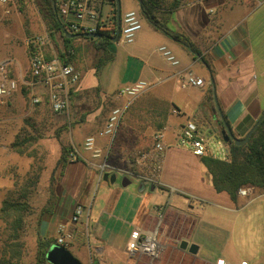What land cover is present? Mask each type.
<instances>
[{"label": "crops", "instance_id": "crops-1", "mask_svg": "<svg viewBox=\"0 0 264 264\" xmlns=\"http://www.w3.org/2000/svg\"><path fill=\"white\" fill-rule=\"evenodd\" d=\"M157 1L159 19L172 31L186 35L196 52L140 17L142 29L131 44L143 48L132 45L127 49L126 44L113 41L122 51L117 49L113 53V60L102 66L98 76L93 48L87 39H78L74 64L81 79L72 90L65 113L41 110L46 105L45 89H42V101L37 104L41 107L34 113H0V133L6 134L9 130L15 138L19 133L16 128L5 127L7 121L28 114L40 118L39 124L44 123V118L46 122L49 119L46 135L38 143L43 155L37 150L20 154L12 148L15 139L7 143L0 137V207L12 193H24L36 216V238L56 239L59 225L64 224L73 233L67 249L81 261L83 254L79 252L82 246H87L88 264H171V256L164 258L161 254L151 262L146 256L131 257L127 252L132 231L153 229L160 207L165 208L160 226L164 252L169 248L172 252L177 250L182 254V261L189 257L193 264H264V189L252 186L250 197L238 195L233 200L228 193L216 191L201 158L177 144L188 121L195 122L204 132L221 130L222 116L214 92L236 138H244L261 118L264 112V0ZM137 7L140 10L138 1ZM58 39L61 44L62 40ZM54 45L47 35L48 55H59ZM161 46L174 53L179 66H172L162 56L158 50ZM149 50L153 52L148 53ZM181 71H191L204 78L206 85L182 87ZM114 75L117 80H112ZM138 80H146L151 86L135 98L118 96L123 86ZM20 88L19 84L2 106L18 96ZM28 90L32 89L28 87ZM47 102L50 103L48 96ZM158 102L168 109L161 117L151 112L152 104ZM119 105L126 106V110L118 132L113 139L97 138L96 147L101 156L95 157L85 149V139L101 130L113 107ZM159 130L164 132L166 149L160 182L153 183L140 178L132 157L139 150L153 147ZM63 145L72 147L77 159L69 157L65 166H58ZM36 155L43 156V164L35 162L39 159ZM11 159L14 161L9 165ZM104 160L108 167L102 170ZM36 167L38 179L24 187L36 175ZM54 172V206L50 211H43L52 196L50 179ZM118 174L126 184L117 182ZM113 175L116 180L112 183ZM170 192L190 197L192 201L184 206L183 201L173 199L175 205H169L166 195ZM79 206L83 212L74 220ZM182 239L198 246L196 255L178 248ZM77 247L76 255L72 250Z\"/></svg>", "mask_w": 264, "mask_h": 264}, {"label": "built area", "instance_id": "built-area-1", "mask_svg": "<svg viewBox=\"0 0 264 264\" xmlns=\"http://www.w3.org/2000/svg\"><path fill=\"white\" fill-rule=\"evenodd\" d=\"M10 0H0V4L7 5ZM115 0H54L56 12L60 22L67 33L71 35H82L84 33H98L103 29H109L114 22ZM141 15L136 10L121 13L120 28L116 31L117 41L122 44H131L142 29ZM115 31H111L113 34ZM47 34H37L26 39V46L30 52L29 81L25 84L32 90L45 89L55 114H63L69 109L70 96L73 88L80 82L81 74L73 62L63 60L59 55H48L45 51ZM159 52L172 65L179 66L180 61L174 53L166 46H161ZM73 53V51L71 52ZM11 59L0 61V107L5 99L11 96L19 86L18 80L13 78L10 72ZM181 86L199 87L206 85L204 78L199 77L191 71L179 73ZM151 84L146 80H138L123 86L118 96L135 98L143 94ZM41 94H32V102L38 104L42 101ZM126 106L119 105L112 109L104 127L96 134L89 135L84 142V147L93 152L95 157L101 156V151L96 147L97 138L109 137L113 139L119 129ZM164 132L159 130L155 134L153 147L137 151L133 157V164L142 180L153 183L160 182L165 152ZM177 144L190 150L194 155L202 157L205 155L228 161L230 159V147L224 138L215 133L204 132L199 129L193 121H188L183 126ZM72 159H77V152L70 153ZM108 167L107 161L101 164V169ZM252 186H244L239 189L238 194L242 197H250ZM83 212L81 206L77 207L74 220ZM159 218L156 226L147 230L136 228L132 231L128 243L127 252L131 257L146 256L151 262L160 258L165 250V244L161 239L160 226L163 223L165 208H159ZM73 233L66 225L60 224L57 230L56 244L66 247L71 243ZM226 264V263H222ZM248 264V263H243Z\"/></svg>", "mask_w": 264, "mask_h": 264}, {"label": "trees", "instance_id": "trees-1", "mask_svg": "<svg viewBox=\"0 0 264 264\" xmlns=\"http://www.w3.org/2000/svg\"><path fill=\"white\" fill-rule=\"evenodd\" d=\"M10 0L9 2H11ZM140 6V12L144 18L157 30H160L165 35L178 41L191 52L195 53L196 48L192 41L184 34L172 31L165 22L161 21L157 16L156 7L159 5L157 0H137ZM176 5V4H175ZM39 11L43 17L48 36L55 44L59 51V56L65 61L75 63L77 56V48L75 46L78 39H87L94 47L96 54L93 57L96 71L99 72L101 67L109 60L113 59L114 54L110 51L109 47L113 43L115 37H117V10L116 0L114 1V22L111 28L103 29L100 31V37L97 39L87 38L82 35L76 34L74 37H68L69 33L66 32L62 26L58 14L56 12L54 0H38ZM111 31H115L113 34ZM36 34L29 35L33 37ZM62 43H59V39ZM48 48V46H47ZM73 51V53H71ZM30 55V52L28 50ZM25 95H27L28 87L23 88ZM46 101L45 107H48L52 111L50 103L47 102V96L44 97ZM39 105V104H38ZM37 105V106H38ZM154 113L157 116H162L165 112H168L166 105L162 102L152 104ZM218 113V112H217ZM220 118L219 113L217 114ZM129 120V119H127ZM221 124V130L215 133L221 138H224L226 127L222 118L219 119ZM160 129V126H157ZM33 137H25L23 139L16 138L12 143V148L20 154L26 153L27 143L32 140ZM34 140H37L34 137ZM230 147V159L228 161L219 160L211 156L205 155L200 157L202 163L207 169L208 174L211 177L212 184L218 192L228 193L233 200L238 197V191L244 186H253L255 188L264 189V119L258 125L253 132L250 139L243 145H237L235 141L228 142ZM73 151L72 147L63 145L61 147V156L58 161V166H65L70 157V153ZM106 178L108 175L106 174ZM38 179V174L34 177H30L25 186L35 183ZM55 172L52 174L50 182L51 198L43 211H50L54 206L55 198ZM17 186V185H16ZM23 186V185H22ZM23 187V188H24ZM17 193V194H16ZM8 196L2 201L0 207V219L6 224V229L9 234V242L6 246L9 248L10 257H2L0 264H11L15 259H20L22 255L20 236L25 224L27 216L31 212V206L29 199L24 193L16 192ZM16 194V195H15ZM56 244V239L44 238L39 236L37 239V247L35 254V264H50L47 259V253L51 247Z\"/></svg>", "mask_w": 264, "mask_h": 264}, {"label": "rangeland", "instance_id": "rangeland-1", "mask_svg": "<svg viewBox=\"0 0 264 264\" xmlns=\"http://www.w3.org/2000/svg\"><path fill=\"white\" fill-rule=\"evenodd\" d=\"M120 2H121V13H125L127 10H129V8H132L135 9L137 12H139L141 17H144L137 7V0H120ZM33 34L48 35L46 25L39 11L38 0H12L7 5L0 4V61L5 59L12 60L9 74L13 78L17 79L19 84L21 85L20 88L21 90L19 95L14 97L13 100L6 102L0 108V113L1 111H13L16 113V115H22L23 113L25 114L30 111L34 113V111L38 110L41 107V106L38 107L37 104H34L32 102V94L33 93L42 94L43 93L42 89H35V92L34 90L31 91L28 90L29 93L27 95H25L23 91V88L27 86L25 84V81H29L31 79V76L29 75V69H30L29 53H28V48L26 46V39L29 35H33ZM132 45L138 48H141L140 46H142L138 44H129V45L126 44L125 47L129 49V47H131ZM90 46L93 47L91 44ZM109 49L112 53L116 52L117 49L122 51V47H120L117 43H112ZM144 49H145L144 54L146 56L147 54L146 46H144ZM81 50L83 51V48H81ZM151 52H153V50L148 51V53ZM154 53L158 55V53L155 50ZM95 54L96 53L94 50L92 56L94 57ZM97 57L98 56L96 54V58ZM109 61H107L106 63H108ZM124 62L127 63V60L124 59ZM115 63L118 64L119 63L118 60ZM101 69L99 70V72H97L98 76L99 73L101 72ZM88 80H86L85 82L87 83ZM112 80H117L116 75L112 77ZM94 81L96 82L97 80ZM97 82L99 85H101L100 81ZM41 110H45L47 113L49 112L48 107L42 106ZM43 120L44 123L39 124V122L41 121L40 118L36 119L33 114L31 115L28 114L23 118L17 117L14 121H7L5 123L6 125L5 127L16 128V131H18L19 133L17 135V138L19 139H23L25 137L27 138L33 137L32 140L27 143L26 146L27 153H32L37 150L40 153V155H43V152H40V148L42 147L38 143L42 142L41 138L45 137L46 135L45 134L46 130H48L46 125L48 124L49 119L47 122H46L47 119L44 118ZM36 125L39 126L36 128ZM0 137L2 139L4 138L3 140L7 143H10L14 139L16 140L14 135L10 134L9 130L6 131V134L0 133ZM34 137L37 140H34ZM36 158H39L36 159L35 161L36 163L37 162L38 164L44 163L43 156L36 155ZM13 161H14L13 159L9 160L8 161L9 165L12 164ZM34 169L36 174L39 168L36 167ZM182 169L185 170V168ZM117 182L119 184H123L124 180L122 179L121 174H118ZM21 187H22V183H21ZM173 199L183 201L184 206H189V203L192 201L190 197H186L184 195L173 192H170L166 195L167 204L175 205V201ZM0 202H1V198H0ZM35 227H36V216L34 215V213H32V207H31V212L25 220V224L20 236V241L22 244L21 247L22 255L20 259L13 260L11 264H35V254L37 247ZM9 241H10L9 234L6 229V224L0 219V259L2 257H10L9 256L10 252H7V254H5L6 251H9V248L6 246L7 242ZM72 252H74V254L77 255L76 252H79V247H77L76 249L73 248ZM79 253L83 254L80 255L81 256L80 259L83 262V264H88L89 256H88L87 246H82V251H80ZM162 256H164V258L171 256L172 258L171 264H193L189 257H185L182 261L181 260L182 254L177 250L172 252L171 248L163 252Z\"/></svg>", "mask_w": 264, "mask_h": 264}, {"label": "water", "instance_id": "water-1", "mask_svg": "<svg viewBox=\"0 0 264 264\" xmlns=\"http://www.w3.org/2000/svg\"><path fill=\"white\" fill-rule=\"evenodd\" d=\"M116 10H117V30L119 31L120 28V18H121V2L120 0H116ZM68 37H74L75 35H71L68 34ZM84 37L87 38H94L97 39L100 37V34L98 33H84L83 34ZM117 37L114 38L113 41H116ZM214 97H215V102H216V106L218 111L220 112L221 116H222V120L224 122V125L226 127L225 130V135H224V140L226 142H230V141H235V143L237 145H243L245 144L250 137L252 136L253 132L256 130V128L258 127V125L262 122V120L264 119V112L261 116V118L257 121V123L252 127V129L246 134V136L242 139L240 138H236L235 135L232 132L231 127L229 126L228 122L226 121L225 117L222 115L221 110L218 106V102H217V97H216V93L214 92ZM116 177L113 175L111 177V182H115ZM123 184H126V181L124 179ZM142 186H144V184H141ZM144 188V187H143ZM178 248L182 251L188 252L192 255H196L198 252V246L194 243H189V241L187 239H182L180 240V242L178 243ZM47 259L49 261L50 264H82L81 261L75 257L70 250H68L66 247L60 246L55 244L53 247H51L47 253Z\"/></svg>", "mask_w": 264, "mask_h": 264}]
</instances>
